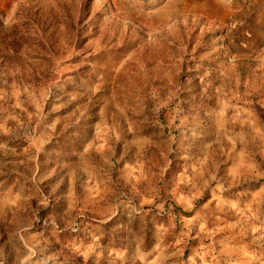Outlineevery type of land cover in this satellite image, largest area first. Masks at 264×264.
<instances>
[{
    "label": "rangeland",
    "instance_id": "1",
    "mask_svg": "<svg viewBox=\"0 0 264 264\" xmlns=\"http://www.w3.org/2000/svg\"><path fill=\"white\" fill-rule=\"evenodd\" d=\"M0 264H264V0H0Z\"/></svg>",
    "mask_w": 264,
    "mask_h": 264
}]
</instances>
